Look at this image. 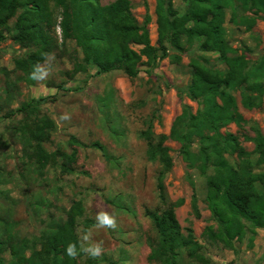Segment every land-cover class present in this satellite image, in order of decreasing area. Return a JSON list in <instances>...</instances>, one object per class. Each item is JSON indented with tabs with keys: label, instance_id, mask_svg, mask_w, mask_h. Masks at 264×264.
I'll return each instance as SVG.
<instances>
[{
	"label": "trees",
	"instance_id": "trees-1",
	"mask_svg": "<svg viewBox=\"0 0 264 264\" xmlns=\"http://www.w3.org/2000/svg\"><path fill=\"white\" fill-rule=\"evenodd\" d=\"M181 1L183 7L177 8L175 0H158L159 44L154 46L149 30L151 18L147 16L144 23H139L130 0H116L106 6L101 0H0V41L10 37L17 45L31 49L27 56L14 60L11 74L15 76L7 74L4 102L8 105L17 101L22 84L36 86L43 65L52 56H68L74 65L66 73L71 78L96 70L97 75L121 71L135 79L143 65L154 70L168 57L179 63L181 57L169 55L170 49L184 52L187 46H197L200 52L217 54L224 70L213 67L204 57L190 64L192 78L185 93L202 108L196 114L190 109L184 111L180 152L208 181V202L220 225V234L215 236L222 240L223 228L230 236L222 210L253 218V206L260 201L255 186H264V171H255L264 167L261 132L249 138L256 145V161L237 135L222 132L230 124L246 123L234 95L237 90L241 91L245 109L262 107L264 57L251 64L245 54L239 55L227 37L226 23L230 12L232 24L251 31L258 18L264 21V0ZM69 43L75 45L74 50L70 51ZM48 100L34 98L6 114L8 119L20 117L14 134L22 145L21 164L25 170L31 169L40 176L48 168L59 169L63 175L75 174L79 147L98 150L108 164L113 163L114 157L104 144L86 145L76 137L70 140L72 152H50L46 145L52 141L57 124L42 112V105ZM105 101L100 99L101 106L106 107ZM147 125L139 137L146 142L147 160L160 167L156 177L159 207L146 209L156 234L150 242L148 261L182 264L187 255L197 263L208 264L194 231L187 228L184 233L176 216L179 204L172 201L166 183L174 167L171 148L165 145L167 137L155 135L152 121ZM226 155L236 156L238 161L232 164ZM85 214L83 202L75 201L65 218L49 215L39 235L33 237L22 236L15 222L0 218V264H113L107 256L93 257L83 246L78 232L80 221L84 222L85 233L101 225L100 220L86 219ZM69 245L74 246V256L67 253Z\"/></svg>",
	"mask_w": 264,
	"mask_h": 264
},
{
	"label": "rangeland",
	"instance_id": "rangeland-1",
	"mask_svg": "<svg viewBox=\"0 0 264 264\" xmlns=\"http://www.w3.org/2000/svg\"><path fill=\"white\" fill-rule=\"evenodd\" d=\"M114 1L101 0V4L106 6ZM130 1L139 23H144L147 16L151 18V42L158 46V0ZM175 5L183 7L181 0H175ZM14 22L15 19L10 25ZM226 28L227 37L239 55L245 54L251 64L264 57L263 20L258 18L248 31L242 25L232 24L228 12ZM68 47L70 51L75 49L73 43ZM30 52L31 49L17 45L10 37L0 41V218L15 222L22 236L33 237L39 235L49 215L65 218L73 203L81 200L86 219L99 221L106 214L115 221L114 227L100 225L85 233L81 220L78 232L85 249L99 246L100 256H107L113 264H151L150 242L156 234L146 209L159 207L156 177L160 167L147 160V145L139 134L152 121L155 135L166 136L165 145L172 151L174 167L166 183L172 201L179 204L176 216L184 233L187 228L194 231L208 264H264V186H255L260 201L253 206V218L223 207L230 236H226L223 228L224 238L220 240L215 236L220 234V225L208 202V181L180 152L184 111L190 109L196 114L202 108L185 93L192 78L190 64L204 57L213 67L224 70L217 54L200 52L197 46H187L184 52L170 49L169 55L181 57L179 63L168 57L154 70L143 65L135 79L121 71L97 75L96 70L71 78L66 73L74 65L68 56H52L43 65L37 85L22 84L18 100L7 105L4 102L7 74L13 72L15 59ZM234 95L246 123L230 124L222 132L237 135L256 161V145L249 138H255L257 131L264 136V97L261 108L248 110L242 106L241 91ZM34 98L49 99L42 105V112L57 124L52 141L46 145L50 152L57 149L72 152L70 140L76 137L86 145L104 144L114 157L113 163L108 164L98 150L79 147L75 174L63 175L59 169L48 168L40 176L31 169L25 170L21 164L22 145L14 134L20 117L8 119L6 114ZM101 98L106 99L104 108ZM225 157L232 164L238 161L236 156ZM255 171H264V167ZM5 257L9 259V254ZM182 264L201 263L184 255Z\"/></svg>",
	"mask_w": 264,
	"mask_h": 264
},
{
	"label": "clouds",
	"instance_id": "clouds-1",
	"mask_svg": "<svg viewBox=\"0 0 264 264\" xmlns=\"http://www.w3.org/2000/svg\"><path fill=\"white\" fill-rule=\"evenodd\" d=\"M99 220H100V224L101 225H106V226H109V227H114L115 226V221L112 218H110L108 215H106V214H102L99 217ZM86 251L90 252L93 257H98L101 254V249H100L99 246H96V247L90 248V249H86ZM67 253L70 256H74L75 255L74 246L73 245H69V247L67 249Z\"/></svg>",
	"mask_w": 264,
	"mask_h": 264
}]
</instances>
